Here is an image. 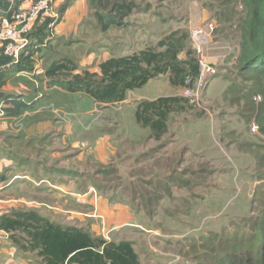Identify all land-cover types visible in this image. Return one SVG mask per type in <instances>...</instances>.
Returning a JSON list of instances; mask_svg holds the SVG:
<instances>
[{"label": "crops", "instance_id": "0c3cea01", "mask_svg": "<svg viewBox=\"0 0 264 264\" xmlns=\"http://www.w3.org/2000/svg\"><path fill=\"white\" fill-rule=\"evenodd\" d=\"M27 4L26 1L22 8L28 7ZM194 8L190 9L191 16ZM130 18L139 25L136 30L111 28L104 33L97 25L89 0L75 1L53 27L47 48L36 56L35 71L10 74L0 93L20 96L30 108L18 117H0V174L7 177L6 182L0 184V216L35 211L52 222L87 229L96 237L104 230L110 241H132L142 264H180L181 256L174 249L198 243L197 238L188 235V228L202 215L200 201L204 200V191L208 190L206 195H209L215 190L213 183L199 182L204 173L200 165L206 163L212 169L217 164L216 159L203 155V149L192 143L183 148L178 142L181 140L179 130L187 122L175 117L168 135H172V127L179 123L173 128V135L185 153L179 168L188 163L187 154L193 155V178L197 182L169 178L172 196L161 201L154 217L123 201L117 195L119 191L115 192L118 198L111 200L97 190L93 180L97 165L107 166L117 160L120 176L133 183L152 171L163 177L168 171L159 165L161 161H169L168 146L157 150L162 142L148 139L149 131L136 122L135 107L126 115L123 108L101 105L83 94H68L49 86L45 77L46 69L60 57L72 59L79 73L89 71L101 75L103 62L156 46L163 34L172 32L161 26L160 31H156L160 21L151 14L135 11ZM206 19L207 15H201L196 26L201 27ZM221 36L205 51L206 60L217 65L218 70L230 66L228 59L232 52L228 48L230 44ZM161 78L130 92L125 104L137 105L140 101L159 98L158 91L152 94L146 90ZM12 84L18 85L10 86ZM181 95L182 89L174 88L170 96ZM3 107L0 99V111ZM195 120L210 125L212 130L218 128L212 115ZM189 145L195 152L187 148ZM119 154L123 156L121 159H118ZM154 177L148 178L153 180ZM243 209L235 208L230 216L240 217ZM94 215L101 218H93ZM0 264L41 263L33 256H24L13 246L8 234L0 231Z\"/></svg>", "mask_w": 264, "mask_h": 264}, {"label": "trees", "instance_id": "16d2710c", "mask_svg": "<svg viewBox=\"0 0 264 264\" xmlns=\"http://www.w3.org/2000/svg\"><path fill=\"white\" fill-rule=\"evenodd\" d=\"M26 1L0 0V23L4 18L12 20ZM75 1L78 0H67L55 21L46 18L36 23L32 39L37 48L22 55L18 64H13L11 58L4 54L0 55V92L7 85L11 73L32 74L35 71L36 56L47 48L53 27ZM213 1L219 8H231L226 22L233 21L236 5L244 8L246 18L242 25L238 67L240 75L251 81L250 93L262 98L256 123L264 134V0ZM89 2L97 25L104 33L111 28H126L129 25L127 20L138 10L133 0ZM100 69L101 75L89 71L79 73L72 59L60 57L46 69L45 77L49 86L60 88L68 94H83L101 105H118L127 99L130 92L142 89L151 80L160 77H168L173 88L182 91L193 88L200 73L198 59L190 46V32L181 28L163 34L156 46L108 59L100 65ZM0 99L4 102L2 110L6 116L18 117L30 108L20 96L0 93ZM194 107L183 95L144 100L137 105L135 119L142 129L149 131V140L163 142L169 134L171 121L188 114ZM164 148L166 145L162 144L159 150ZM182 155L179 163L174 164V169L181 165ZM165 169L168 175L163 181H159L162 175L152 171L149 175H141L136 183L128 184L120 176L113 160L107 166L97 165L93 180L102 178L99 181L103 185H96L99 193L115 200L118 198L115 192L122 189L128 192L121 198L123 201H129L148 217H154L161 201L172 196L169 180L172 177V164L166 165ZM150 176L155 177L150 180ZM6 180V175L0 174V184ZM112 185L117 186L115 190ZM110 192H113L111 197ZM254 220L250 235L241 232L216 234L215 237L207 235L198 245L200 249L210 247L212 250L205 253L210 254V258L204 261L209 260L210 264H264V213ZM0 231L8 234L13 246L24 256H33L41 264H142L132 241L109 242L92 235L87 229L52 222L35 211H17L0 216Z\"/></svg>", "mask_w": 264, "mask_h": 264}, {"label": "rangeland", "instance_id": "374dc122", "mask_svg": "<svg viewBox=\"0 0 264 264\" xmlns=\"http://www.w3.org/2000/svg\"><path fill=\"white\" fill-rule=\"evenodd\" d=\"M37 1L40 0H27V5L31 6ZM54 1L58 2V0ZM66 1L58 4L59 10ZM133 1L138 5L137 12L151 14L157 21H160L156 25V31H160V26L165 31H173L180 28L191 31L200 28V26H196L200 21V16L207 15V19L201 27L207 23L214 22L217 25L215 30L216 37L222 35L223 37H221L230 44L228 48L232 50L231 58L229 57L230 60L228 59L230 66L223 67V69H221L222 67L219 68V74L211 81L206 94L203 95L201 106L194 107L188 114L177 117L181 122H187L183 126L181 125L182 127L179 130V138L181 140H178V142L182 146L184 145L183 148H185V144L192 143L196 148L203 149L205 152L203 155L216 159L217 164L212 169L206 163H201L200 165V170H203L204 173L199 182L203 185L209 182L213 183L215 190L211 194L206 195L208 190L203 188L205 190L204 200L200 201V205L203 208L202 215L200 214L192 223V227L188 228V235L197 238L198 243L196 247L185 244L178 248L176 247L177 249H174V251L179 253L183 264H210L209 260L205 262L204 259L210 258V254L205 253H209L212 250L210 247L200 249L198 246L207 235L215 237L216 234L232 235L237 232L250 235L252 233L251 224L254 223V219L264 213V134L256 129L259 102L261 101L255 100L256 97L260 96L250 93L251 81L240 75L238 67L243 31L242 25L246 14L242 5L238 4L235 6L233 21L226 22V15L230 13L231 8L229 9L227 6L219 8L218 4L213 0ZM148 1L150 2L148 3ZM204 4H207L208 7H205ZM192 6H195L193 16L190 14ZM223 13L225 14L223 15ZM128 23L127 28L132 30H136L139 27L137 22L131 20V18ZM17 85L12 84L10 86ZM152 85L146 91H150L152 94L158 91V94L161 95L160 97L170 96L174 92V88L170 85L167 77L153 82ZM137 105L135 103L132 105L125 104L123 106L124 114H131L134 107L136 110ZM200 114L202 116H199ZM204 115H212L217 120V130H212L210 125L198 123L195 120L196 118L204 117ZM189 120L191 122H188ZM177 124L179 123L172 127V135H168L166 140L162 142L163 146H168V153L166 154L170 155L169 161H161L160 165L172 164V178H182L195 183L196 179L193 178V170H195L193 155L187 154L188 163L181 168L175 167L174 169V164L179 163L180 155H185L184 149L178 144L177 138L173 135V128ZM187 148L195 152L190 145ZM122 157L119 154L118 159ZM116 161H114L115 165L117 164ZM128 165L129 163H125V166ZM116 166L118 168V165ZM166 176L167 173L159 181H163ZM101 179L99 177L95 178V185H103L99 181ZM123 180L128 184L131 181L124 178ZM113 187L115 190L117 186ZM112 193L110 192V196L113 195ZM125 193L127 192L120 189L117 195L118 197H123ZM249 207L251 208L250 212L246 213ZM235 208H244L239 213L240 217L230 216ZM93 218L101 217L96 215ZM103 231H101L100 237L110 242L108 232L105 231L104 233ZM182 261H180V264H182Z\"/></svg>", "mask_w": 264, "mask_h": 264}, {"label": "built area", "instance_id": "2783aa9c", "mask_svg": "<svg viewBox=\"0 0 264 264\" xmlns=\"http://www.w3.org/2000/svg\"><path fill=\"white\" fill-rule=\"evenodd\" d=\"M58 17V3L54 0H40L31 6L21 8L12 20L4 18L0 23V55L4 54L11 58L13 64H18L22 55H27L32 49L37 48L32 39L36 23L46 18L55 21ZM216 28L217 25L210 22L203 27L189 31L190 46L198 59L200 73L194 87L183 90V96L189 99L195 107L201 106L208 86L219 74L217 65L209 63L205 58L206 48L216 40ZM255 100L261 101V97H256ZM124 105L125 101L115 107L120 110ZM3 116L5 112L1 110L0 117ZM256 129L259 131L258 125Z\"/></svg>", "mask_w": 264, "mask_h": 264}]
</instances>
